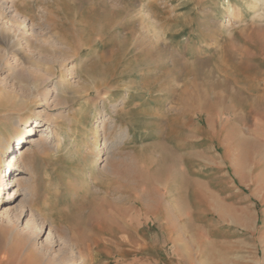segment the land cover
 <instances>
[{"label": "rangeland", "instance_id": "1", "mask_svg": "<svg viewBox=\"0 0 264 264\" xmlns=\"http://www.w3.org/2000/svg\"><path fill=\"white\" fill-rule=\"evenodd\" d=\"M13 2L0 264H264V222L249 239L224 208L241 192L219 193L245 179L242 137L264 125V0Z\"/></svg>", "mask_w": 264, "mask_h": 264}, {"label": "crops", "instance_id": "2", "mask_svg": "<svg viewBox=\"0 0 264 264\" xmlns=\"http://www.w3.org/2000/svg\"><path fill=\"white\" fill-rule=\"evenodd\" d=\"M250 132V130H249ZM249 134V133H248ZM253 134V135H252ZM213 138H221L217 133L212 135ZM243 149L242 153L248 155L250 164H246V154L243 156L241 160L242 169L245 172V179L241 181L232 179L233 184L228 185L229 188L222 189L219 193L224 196L223 201L232 202L234 197L232 193L235 189L243 196V200L240 203H233L230 207H237V210L233 212L229 206H225L222 204L227 211H230L229 216L231 219H227L232 224H236L243 228L244 233L249 236V239H254L255 237L251 235V227L256 223L257 220L259 223L264 222V125L259 124L255 127L253 131L250 132L248 136L243 135ZM225 141V150H226V158L232 152L233 147L230 146V142L227 139H223ZM237 164V163H236ZM234 163H232V166ZM249 168V172L245 171L246 167ZM235 168V167H234ZM236 170H239V164L236 166ZM234 176H238L236 171H233ZM230 178V175H228ZM253 178V181L250 178ZM208 193L211 194V200L214 202H219V195L214 193L212 189H208V187H204ZM210 191V192H209ZM220 210H217L216 213L219 215ZM229 217V218H230ZM257 217V218H256ZM239 219H243L238 221ZM243 221V223H242ZM264 227L262 228L259 237L258 244L260 246V250H264ZM243 233V234H244ZM244 234V235H245ZM255 235V234H254Z\"/></svg>", "mask_w": 264, "mask_h": 264}, {"label": "bare ground", "instance_id": "3", "mask_svg": "<svg viewBox=\"0 0 264 264\" xmlns=\"http://www.w3.org/2000/svg\"><path fill=\"white\" fill-rule=\"evenodd\" d=\"M14 0H10L9 2H4L3 4H2V7H1V12H0V18H1V20H4V19H6L7 17H8V15L9 14H11V13H13V7H14V2H13ZM90 1V3H92V0H79V2H89ZM95 2V3H94ZM94 2L92 3L94 6H96V7H94L93 6V10H90V14L91 15H93L94 14V11H97L99 8H102V6H105V2H104V0H94ZM92 9V8H91ZM10 19V18H9ZM15 20H12V22H17L18 20L16 19V18H14ZM21 20V19H20ZM1 25V24H0ZM4 33H0V36L1 37H3L4 35H3ZM101 38V37H100ZM143 45V44H142ZM19 50V49H18ZM55 68V67H54ZM56 69V68H55ZM57 70V69H56ZM55 70V71H56ZM10 79V78H9ZM94 90L96 91V92H98L99 94H101V91H102V85L101 86H99V85H96L95 86V88H94ZM190 90V89H189ZM222 91V90H221ZM193 92V91H192ZM207 92V91H206ZM194 93V92H193ZM209 93V92H208ZM215 93H217V92H215ZM91 94V91L89 92V95ZM221 94V93H220ZM201 95V94H200ZM200 95H195L194 94V96H193V94L192 95H190V93L188 92V89H186L185 90V93H184V96L186 97L185 99L188 101V100H190V99H192L193 101H195V104H197V102L198 101H200L199 99H198V97L200 96ZM206 95V94H205ZM222 96H223V93L221 94ZM206 97H207V95H206ZM218 97H219V95H218ZM228 98V97H227ZM204 100H205V98H204ZM227 101V100H226ZM202 102H205V101H202ZM207 102V101H206ZM219 101H217V103H218ZM203 104V103H202ZM211 104V103H210ZM220 104V103H219ZM215 105V104H214ZM221 105V104H220ZM224 105V104H223ZM201 106V105H200ZM225 106V105H224ZM232 107V106H231ZM210 108V107H209ZM228 108H230V107H228ZM212 110V109H211ZM123 111V110H122ZM119 111H117V113H118ZM106 125H107V123H106V120L104 121V124H103V128H106ZM128 136V131H123L122 132V134H121V138H123V141H124V139L126 138ZM32 142V141H31ZM24 143H30V141H24ZM109 145V144H108ZM111 145V144H110ZM42 148H46V145H43V146H41ZM23 151H21V155H20V159L23 157ZM20 183V178L18 177V175H16V176H13L12 177V179H10V182H9V184H8V187L9 188H12V187H17L18 186V184ZM0 190H1V181H0ZM226 213L228 214V211L226 210ZM229 216V215H228ZM231 219V218H230ZM241 220H243V219H239L238 218V221H241ZM242 223H243V221H242ZM72 253V257H71V259H74L75 258V255H74V253H73V251L71 252ZM241 261V260H240ZM73 262H75V261H73Z\"/></svg>", "mask_w": 264, "mask_h": 264}]
</instances>
